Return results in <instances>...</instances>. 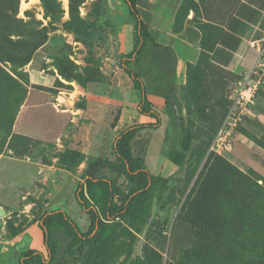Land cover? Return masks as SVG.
Returning a JSON list of instances; mask_svg holds the SVG:
<instances>
[{"label": "rangeland", "instance_id": "rangeland-1", "mask_svg": "<svg viewBox=\"0 0 264 264\" xmlns=\"http://www.w3.org/2000/svg\"><path fill=\"white\" fill-rule=\"evenodd\" d=\"M235 1L183 0L178 13L191 8L195 21H220ZM132 24L122 0H0V264H18L27 248L45 250L36 225L43 210L62 208L85 231L74 190L87 158H112L122 128L151 121L137 113L138 91L119 66V54L133 47ZM152 75L145 73V84ZM241 79L210 62L195 91L174 75L193 138L182 167L167 159L179 135L164 99L150 98L160 125L141 130L133 147L144 148L149 172L169 182L134 249L147 264H264L249 248L264 241V75L251 101L225 122ZM224 123L226 141L216 142ZM187 200L203 217L226 214L234 231L199 233ZM83 252L65 260L79 261Z\"/></svg>", "mask_w": 264, "mask_h": 264}, {"label": "trees", "instance_id": "trees-1", "mask_svg": "<svg viewBox=\"0 0 264 264\" xmlns=\"http://www.w3.org/2000/svg\"><path fill=\"white\" fill-rule=\"evenodd\" d=\"M123 2L133 19V47L129 52L119 54V66L129 77L132 88L138 91L137 113L151 121L122 128L112 140V158L99 155L87 158L74 190V198L88 218L87 229L82 231L62 208L43 210L36 225L45 250L27 248L19 251L18 264H147L143 255L134 254V249L154 204L163 201L169 182L166 176L149 172L144 148L135 152L133 147L141 130L155 129L160 125L159 112L150 98L164 99L179 135L177 147L170 148L167 153L171 163L179 167L184 165L193 138L175 98L176 57L173 49L153 40L139 17L134 0ZM28 60L29 57L22 63ZM208 62V54L201 50L196 63L186 64L187 83L193 91L204 64ZM142 65H145L144 70L140 69ZM145 73H153L149 84L143 81ZM174 107L179 113L178 118ZM117 119L116 115L114 122ZM105 171L114 176L106 175ZM119 178H122L121 182ZM211 180L207 177L204 183L209 184ZM185 205L199 233L234 231L230 220L225 218L226 214L213 220L203 217L194 202L187 200ZM81 247L84 252L79 261L65 260ZM249 248L264 259L262 239L255 238Z\"/></svg>", "mask_w": 264, "mask_h": 264}, {"label": "crops", "instance_id": "crops-1", "mask_svg": "<svg viewBox=\"0 0 264 264\" xmlns=\"http://www.w3.org/2000/svg\"><path fill=\"white\" fill-rule=\"evenodd\" d=\"M182 2L134 0L153 40L173 49L175 78L186 76V64L196 63L201 50L213 66L232 75L243 77L250 72L258 58V44L264 39V0H236L220 21L206 17L195 21L191 8L181 15Z\"/></svg>", "mask_w": 264, "mask_h": 264}, {"label": "built area", "instance_id": "built-area-1", "mask_svg": "<svg viewBox=\"0 0 264 264\" xmlns=\"http://www.w3.org/2000/svg\"><path fill=\"white\" fill-rule=\"evenodd\" d=\"M258 58L250 72L243 75L242 79L238 81V88L234 90L235 94L230 96L232 99V106L225 118V122L230 118V113L237 109L239 111L247 105L258 86L260 77L264 75V39L258 44ZM255 76V77H253ZM255 78V79H254ZM228 130L225 128V123L221 126L217 133L216 142L220 140L221 143L226 141Z\"/></svg>", "mask_w": 264, "mask_h": 264}, {"label": "water", "instance_id": "water-1", "mask_svg": "<svg viewBox=\"0 0 264 264\" xmlns=\"http://www.w3.org/2000/svg\"><path fill=\"white\" fill-rule=\"evenodd\" d=\"M174 110H175V115H176V118H178V116H179V113H178V111H177V109L174 107ZM4 212H3V210L0 208V215H2ZM149 220V217H148V219H147V221Z\"/></svg>", "mask_w": 264, "mask_h": 264}]
</instances>
